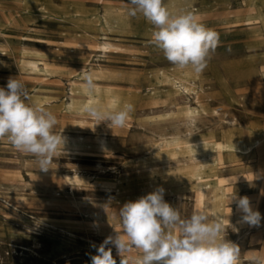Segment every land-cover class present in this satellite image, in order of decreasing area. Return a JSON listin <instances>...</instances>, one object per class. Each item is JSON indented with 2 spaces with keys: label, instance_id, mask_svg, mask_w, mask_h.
Here are the masks:
<instances>
[{
  "label": "rangeland",
  "instance_id": "374dc122",
  "mask_svg": "<svg viewBox=\"0 0 264 264\" xmlns=\"http://www.w3.org/2000/svg\"><path fill=\"white\" fill-rule=\"evenodd\" d=\"M127 2L0 0V87L20 79L27 102L54 113L66 141L45 172L0 139V264H91L119 229L124 203L163 187L165 201L188 218L206 184L216 215L229 222L226 239L239 246L237 264L264 257V148L258 156L216 149L264 132V0H164L173 14L191 11L219 35L200 74L171 65L151 43L153 26L130 17ZM82 71L94 74L91 94L105 110L134 105L125 127H94ZM75 144L83 146L78 155ZM77 171L81 182H62ZM234 194L249 197L259 226L241 222L229 204Z\"/></svg>",
  "mask_w": 264,
  "mask_h": 264
},
{
  "label": "clouds",
  "instance_id": "9594fccd",
  "mask_svg": "<svg viewBox=\"0 0 264 264\" xmlns=\"http://www.w3.org/2000/svg\"><path fill=\"white\" fill-rule=\"evenodd\" d=\"M127 4L130 17L142 15L153 26L151 43L171 65L180 70L191 68L196 74L203 72L218 46L217 32L191 11L173 14L164 0H128ZM82 79L83 90L94 92V74L85 72ZM28 97L18 78L10 77L6 87H0V139L7 138L16 150L33 156L38 169L47 172L53 158L64 153L66 141L61 132L55 131L56 115L28 103ZM133 111L132 103H124L118 110H105L99 105L84 107L94 127L108 122L112 129L125 127ZM164 195L165 189L157 187L124 203L115 213L119 229L96 247L91 264H117L113 247L120 257L119 264H237L239 246L226 239L220 217H210L207 208L197 205L190 217L183 218ZM232 202L243 214L242 223L260 225L261 214L253 209L249 197L234 194L229 204ZM253 261L264 264V257H253Z\"/></svg>",
  "mask_w": 264,
  "mask_h": 264
},
{
  "label": "bare ground",
  "instance_id": "6f19581e",
  "mask_svg": "<svg viewBox=\"0 0 264 264\" xmlns=\"http://www.w3.org/2000/svg\"><path fill=\"white\" fill-rule=\"evenodd\" d=\"M83 73H85V71H82ZM185 89V88H184ZM87 97H85L86 100V106L87 105H99L100 101L97 98H93L91 93H86ZM74 103V102H73ZM218 114V113H216ZM224 141V140H223ZM75 152L76 153H72L73 155H78L80 148H82L83 146L79 145V144H75ZM107 145L105 142L101 143V148L104 150L106 149ZM262 148H264V132L262 134V137L256 140H250L246 143H244L242 146L239 145H233V144H229L227 142H223V143H219L217 144L216 149L219 151V153H232V154H236V155H241V156H258L260 155V152L262 150ZM264 165V164H263ZM206 168V164H201L200 167L198 168V172L197 177L199 179H201V172L204 171ZM99 169L103 170L105 169L104 167L99 165ZM258 176L262 177L263 173H264V166L262 168H260V170L258 169ZM82 177L78 171L75 172L74 174H66L64 176H61V180L62 182L66 183L67 181L71 182L72 184H76L78 182H81ZM196 177V179H197ZM213 194L214 191L211 188V186L209 185H204V186H199L195 192V200H196V206L199 205L201 208H207L208 213H210L212 216H217L216 215V210L214 205L211 203V199L213 198ZM181 196V195H180ZM179 196V206H181L182 204H184L183 202V197ZM221 218V217H220ZM223 221V225L224 227L226 225L229 224V222L227 221V219L221 218ZM43 224H46L44 221H42ZM239 226L236 224H233V229L239 233ZM249 261V260H248ZM253 260H251L252 262ZM254 263V261L252 262Z\"/></svg>",
  "mask_w": 264,
  "mask_h": 264
}]
</instances>
